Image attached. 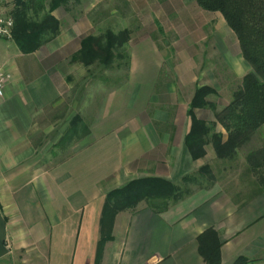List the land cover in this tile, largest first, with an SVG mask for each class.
I'll use <instances>...</instances> for the list:
<instances>
[{
    "label": "rangeland",
    "instance_id": "374dc122",
    "mask_svg": "<svg viewBox=\"0 0 264 264\" xmlns=\"http://www.w3.org/2000/svg\"><path fill=\"white\" fill-rule=\"evenodd\" d=\"M16 3V0L6 3L14 22ZM40 15L28 12L33 20ZM52 15L59 22V31L36 50V56L39 61H46L45 73L54 76L60 95L35 120V128L40 133L32 138V147L36 149L40 165L63 160L74 147L86 141L89 134L83 137L80 128H77L78 138H61L73 117H80L89 127L95 126L98 132L91 137L96 139L101 129L118 123L111 119L109 123L103 122L100 117L103 104L108 102L111 112L125 103L126 120L120 130L132 132L140 128L134 136L138 134L140 138L143 133L147 145L143 150H151H142L139 154L134 150L137 156L128 166L135 171L127 175L128 181L154 176V161L150 156L165 155L166 143L169 148L181 141L190 124L187 108L195 90L201 86H209L216 93L207 96L211 105L196 108L194 113L208 124L215 123V130L226 136L214 113L228 104L251 67L242 58L236 36L219 12L203 10L194 0H70ZM124 29L129 33L125 47L127 58L116 59L109 67L97 63L85 66L72 59L83 37L102 35L108 30L118 33ZM15 46L13 35L0 38V65L10 75L9 81L12 72L3 63L16 53ZM150 130L153 134L149 135ZM103 140L101 142H106V138ZM134 140L128 143L135 145L138 141ZM263 144L264 125L238 148L233 159L217 158L212 145L206 144L204 156L191 158L185 180L181 178L176 183L184 190L182 199L169 208L203 190L226 193L238 205L253 199L259 187L245 158ZM160 163L163 165L159 166V171L163 172L169 162ZM33 203L34 200L32 207ZM142 207L144 202L134 210ZM126 211L130 210L115 214L111 235L115 218ZM8 219L14 220V215ZM14 226L15 229L9 228L8 241H5L8 253L0 258V264H42L37 249L28 245L31 235L21 221ZM39 251H43L42 247Z\"/></svg>",
    "mask_w": 264,
    "mask_h": 264
},
{
    "label": "crops",
    "instance_id": "0c3cea01",
    "mask_svg": "<svg viewBox=\"0 0 264 264\" xmlns=\"http://www.w3.org/2000/svg\"><path fill=\"white\" fill-rule=\"evenodd\" d=\"M37 52L22 54L16 47L3 63L12 72L0 98V212L6 221V242L9 228L21 221L31 235L28 245L37 249L42 264H205L196 238L212 227L221 241V264H233L238 256L264 264L263 193L238 205L226 193L203 190L165 212L144 207L121 212L113 238L97 253L105 195L130 179L127 175L135 170L128 164L147 146L145 136H134L140 128L120 130L126 120L125 103L110 112L106 102L100 117L105 123L118 120L117 124L101 129L96 139L91 136L98 130L90 126L86 141L67 157L40 165L32 147V138L40 133L35 120L60 94ZM185 135L169 148L166 143L165 155L156 151L158 155L150 156L152 175L177 183L188 173L191 156ZM134 139L135 145L128 143ZM147 150L151 151H143ZM161 161L169 162L163 172ZM7 215H14V220Z\"/></svg>",
    "mask_w": 264,
    "mask_h": 264
},
{
    "label": "trees",
    "instance_id": "16d2710c",
    "mask_svg": "<svg viewBox=\"0 0 264 264\" xmlns=\"http://www.w3.org/2000/svg\"><path fill=\"white\" fill-rule=\"evenodd\" d=\"M70 0H16L17 11L12 31L13 40L22 54H29L53 38L59 31V22L52 12ZM203 10L219 12L227 27L235 34L241 56L251 67L242 77L240 87L233 92L232 99L221 110L215 111L214 117L225 131L215 130L216 124H208L199 119L194 109L209 105L207 96L215 94L209 86L195 90L187 108L190 120L184 144L192 159L204 156V146L211 144L216 157L233 159L238 148L246 144L250 136L264 125V0H194ZM40 18L33 20L28 12ZM128 30L114 33L111 30L102 35H87L80 40V47L73 56L85 66L99 64L109 67L116 59L127 58L126 43ZM62 139L78 138L80 128L82 136L89 134V126L75 116ZM249 171L255 176L259 187L258 193H264V144L246 155ZM181 180H185V176ZM184 190L165 178L145 176L135 178L117 189L106 193L101 219L100 239L97 253L102 245L111 240V225L116 213L132 210L140 202L155 213L166 211L183 197ZM197 249L205 264H221V241L217 231L206 228L196 238ZM257 259L238 256L233 264H252Z\"/></svg>",
    "mask_w": 264,
    "mask_h": 264
},
{
    "label": "built area",
    "instance_id": "2783aa9c",
    "mask_svg": "<svg viewBox=\"0 0 264 264\" xmlns=\"http://www.w3.org/2000/svg\"><path fill=\"white\" fill-rule=\"evenodd\" d=\"M7 0H0V38H10L14 27L13 17L6 9ZM10 75L0 65V98L4 96L6 83Z\"/></svg>",
    "mask_w": 264,
    "mask_h": 264
},
{
    "label": "water",
    "instance_id": "95a60500",
    "mask_svg": "<svg viewBox=\"0 0 264 264\" xmlns=\"http://www.w3.org/2000/svg\"><path fill=\"white\" fill-rule=\"evenodd\" d=\"M6 238V221L0 212V258L8 253V249L5 243Z\"/></svg>",
    "mask_w": 264,
    "mask_h": 264
}]
</instances>
